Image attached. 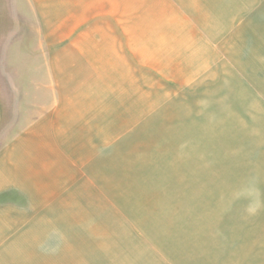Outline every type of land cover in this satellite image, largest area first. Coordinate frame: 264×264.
<instances>
[{
  "label": "rangeland",
  "instance_id": "rangeland-1",
  "mask_svg": "<svg viewBox=\"0 0 264 264\" xmlns=\"http://www.w3.org/2000/svg\"><path fill=\"white\" fill-rule=\"evenodd\" d=\"M24 162L0 264H264V0H0Z\"/></svg>",
  "mask_w": 264,
  "mask_h": 264
},
{
  "label": "crops",
  "instance_id": "crops-1",
  "mask_svg": "<svg viewBox=\"0 0 264 264\" xmlns=\"http://www.w3.org/2000/svg\"><path fill=\"white\" fill-rule=\"evenodd\" d=\"M201 56L197 57L196 61L201 60ZM189 60V59H188ZM197 71L193 74L195 75ZM28 163V162H27ZM16 170H20L23 173L22 179H17L16 175L14 174V171L11 169V167H5L0 166V192L2 189L6 187L16 186L19 187L26 195H31L34 198H36V203L40 202L42 199L39 197L41 195L40 191L42 186H48V185H42V183H38L37 174H32L33 167L27 165L25 162L22 165H19ZM38 176L41 178V181H43L46 177L45 175H41L40 173ZM5 221L4 219H2Z\"/></svg>",
  "mask_w": 264,
  "mask_h": 264
}]
</instances>
